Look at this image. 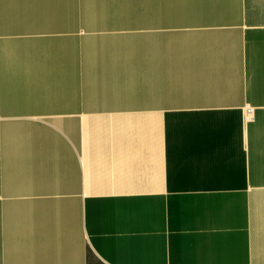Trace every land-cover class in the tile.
I'll return each mask as SVG.
<instances>
[{
  "label": "crops",
  "instance_id": "0c3cea01",
  "mask_svg": "<svg viewBox=\"0 0 264 264\" xmlns=\"http://www.w3.org/2000/svg\"><path fill=\"white\" fill-rule=\"evenodd\" d=\"M0 264H264V0H0Z\"/></svg>",
  "mask_w": 264,
  "mask_h": 264
}]
</instances>
